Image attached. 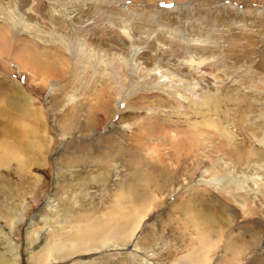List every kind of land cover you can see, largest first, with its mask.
<instances>
[{
    "label": "rangeland",
    "instance_id": "374dc122",
    "mask_svg": "<svg viewBox=\"0 0 264 264\" xmlns=\"http://www.w3.org/2000/svg\"><path fill=\"white\" fill-rule=\"evenodd\" d=\"M0 158V264H264V0H0Z\"/></svg>",
    "mask_w": 264,
    "mask_h": 264
},
{
    "label": "bare ground",
    "instance_id": "6f19581e",
    "mask_svg": "<svg viewBox=\"0 0 264 264\" xmlns=\"http://www.w3.org/2000/svg\"><path fill=\"white\" fill-rule=\"evenodd\" d=\"M1 159L2 158H0V160ZM131 209L130 211L120 212V215L118 213V208L115 205L110 211V215L111 213H114V216L111 215L112 217H109L108 215L106 217H91L90 221L82 222L81 224L77 223L75 226H72V230L66 233L61 234L59 232L61 235L57 236V234L56 236L49 238L40 246L38 245L36 250L30 251L29 258L32 261L31 264H43L47 261L69 257L72 254L87 253L89 251L94 252L104 248L126 249L130 246L134 248L130 242L135 236V229L138 227L140 218L138 215V217H134V209ZM14 221L10 220L11 226ZM209 228L212 230L211 226ZM208 231L209 229L206 231V234ZM39 232L40 231L35 232L33 243L38 240ZM200 251L199 248L198 250L193 248L190 253L192 258H190V260L188 259L185 264L198 263L204 255V250L203 253ZM4 261V258L1 256L0 263H3ZM11 264H15V262L11 261Z\"/></svg>",
    "mask_w": 264,
    "mask_h": 264
}]
</instances>
